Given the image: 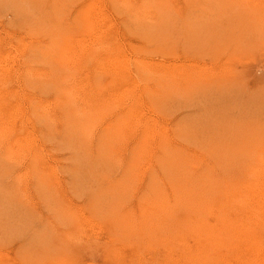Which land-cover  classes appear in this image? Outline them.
I'll return each instance as SVG.
<instances>
[{"label":"rangeland","instance_id":"obj_1","mask_svg":"<svg viewBox=\"0 0 264 264\" xmlns=\"http://www.w3.org/2000/svg\"><path fill=\"white\" fill-rule=\"evenodd\" d=\"M263 142L264 0H0V264H264Z\"/></svg>","mask_w":264,"mask_h":264},{"label":"bare ground","instance_id":"obj_2","mask_svg":"<svg viewBox=\"0 0 264 264\" xmlns=\"http://www.w3.org/2000/svg\"><path fill=\"white\" fill-rule=\"evenodd\" d=\"M171 10H172V9H171ZM60 61H61V60H60ZM62 62H63V61H62ZM99 65H100V64H99ZM149 74H150V73H149ZM53 76H54V75H53ZM158 76H159V75H158ZM36 77H37V76H36ZM174 77H175V76H174ZM165 80H167V79H165ZM219 80H220V79H219ZM167 81H168V80H167ZM180 82H181V81H180ZM193 82H195V80L192 81V83H193ZM172 83H174V82H172ZM198 83H199V82H198ZM180 84H181V83H180ZM181 85H182V84H181ZM177 86H178V85H177ZM190 86H191V85H190ZM160 87H161V86H160ZM178 87H179V86H178ZM181 87H182V86H181ZM183 88H184V86H183ZM206 89H207V88H206ZM180 90H181V88H180ZM183 90H184V89H183ZM207 90H208V89H207ZM177 91H178V90H177ZM184 91H185V90H184ZM184 91H183V92H184ZM192 92H193V91H192ZM179 93H180V92H179ZM190 93H191V92H190ZM183 94H184V93H183ZM71 99H72V98H71ZM72 100H73V99H72ZM90 115H91V114H90ZM128 117H129V114H128ZM78 119H79V118H78ZM54 127H55V126H54ZM127 127H128V126H127ZM122 130H123V129H122ZM122 134H123V133H122ZM259 144H260V143H259ZM207 145H208V144H207ZM246 145H247V144H246ZM262 145H263V146H262ZM262 145H261V146H262V148H263V147H264V142H263ZM8 146H9V145H8ZM258 148L260 149V147H258ZM262 148H261V149H262ZM9 149H10V148H9ZM251 149H252V148H251ZM261 149H260V151L264 152V148H263V150H261ZM245 150H246V148H245ZM257 150H258V149H257ZM10 151H11V150H10ZM251 151H252V150H251ZM258 151H259V150H258ZM249 152H250V150H249ZM249 152H248V153H249ZM256 152H257V151H256ZM262 152H260V153H262ZM233 153H235V152H233ZM248 153H247V154H248ZM260 153H255V154H254V155H255V161L258 162V163H256V165H259V167H260V164L263 163V162H262V158H263V157L260 158ZM144 154H145V153H144ZM235 154H236V153H235ZM235 154H234V155H235ZM237 154H238V153H237ZM247 154H246V155H247ZM262 154H263V153H262ZM262 154H261V155H262ZM240 155H241V154H240ZM244 155H245V154H244ZM248 155H249V154H248ZM251 155H252V154H251ZM254 155H252V157H253ZM7 156H8V155H7ZM230 156H231V155H230ZM235 156L237 157V155H235ZM235 156H234V157H235ZM250 159H251V158H250ZM260 160H261V162H260ZM251 161H252V159H251ZM253 161H254V159H253ZM253 161H252V162H253ZM263 161H264V159H263ZM247 162H248V161H247ZM196 163H197V162H196ZM223 164H224V163H223ZM248 164H249V163H248ZM245 165H246V164H245ZM251 165L253 166L254 164H251ZM256 165H255V167H256ZM263 165H264V164H263ZM263 165H262V166H263ZM224 166H225V165H224ZM224 166H222V167H224ZM226 166H227V165H226ZM246 167H247V166H246ZM246 167H245V168H246ZM248 167H249V169H247V168H246V169H247V170H250L251 167H250V166H248ZM210 168H211V167H210ZM231 168H232V167H231ZM240 168H241V167H240ZM242 168H243V167H242ZM225 169H226V168H225ZM225 169H224V170H225ZM227 169H228V168H227ZM251 169H252V168H251ZM253 169H254V168H253ZM253 169H252V170H253ZM255 169H256V168H255ZM257 169H258V168H257ZM216 170H217V169H216ZM260 170H261V169H260ZM230 171H231V170H230ZM250 171H251V170H250ZM257 171H258V170H257ZM209 172H210V171H209ZM241 172H242V171H241ZM251 172H252V171H251ZM259 172H260V171H259ZM259 172H256V173H259ZM231 173H232V172H231ZM239 173H240V172H239ZM248 173H249V172H248ZM205 174H206V173H205ZM235 174H236V173H235ZM216 175H217V174H216ZM227 175H228V174H227ZM250 175H251V174H250ZM252 175H255V174H252ZM189 176H190V175H189ZM204 176H205V175H204ZM232 176H233V175H232ZM238 176H239V174H238ZM242 176H243V175H242V173H241V175H240L239 177H240V178H243L244 176H243V177H242ZM258 176H259V175H258ZM184 177H185V176H184ZM227 177H228V176H227ZM234 177H235V179H236L237 176L235 175ZM248 177H250V176H248ZM209 178H210V177H209ZM260 178H261V177H260ZM195 179H196V178H195ZM212 179H213V178H212ZM243 179H244V178H243ZM261 179H262V178H261ZM261 179H260V180H261ZM216 180H217V179H216ZM221 180H222V179H221ZM246 180H247V179H246ZM252 180H253V179H252ZM260 180H258V182H259ZM208 181H209V183H210L211 179H210V180L208 179ZM214 181H215V180H214ZM219 181H220V180H219ZM235 181H236V180H235ZM235 181L231 180V183L229 182V186H225V187L228 188V189H229V187H230V189H231V187L234 186L233 184H234ZM250 181H251V180H250ZM256 181H257V179H255V183H257ZM187 182H188V181H187ZM190 182H191V181H190ZM198 182H199V181H198ZM211 182H212V181H211ZM217 182H218V180H217ZM260 182H261V181H260ZM263 182H264V181H263ZM204 183H205V182H204ZM251 183H254V181L251 182ZM194 184H195V183H194ZM214 184H216V183H214ZM221 184H224V183L221 182ZM238 184H239V183H238ZM243 184H244V183H243ZM243 184H242V186H244ZM248 184H249V181H248L247 184L245 183V187H246V188H248V186H249ZM257 184H258V183H257ZM262 184H263V183H262ZM262 184H260V185H262ZM183 185H184V184H183ZM212 185H213V184H212ZM212 185L209 186V187H212ZM219 185H220V182H219ZM255 185H256V184H255ZM220 186H221V185H220ZM262 186H263V185H262ZM262 186H259V187H262ZM186 187H187V185H186ZM190 187H191V186H190ZM222 187H224V186L222 185ZM222 187H221V188H222ZM225 187H224V188H225ZM251 187H253V186H251ZM213 188L215 189V187H213ZM221 188H220V189H221ZM232 188H233V187H232ZM234 188H236V187H234ZM237 188H238L239 190L241 189L239 185H238ZM243 188H244V187H243ZM246 188H245V189H246ZM254 188L256 189V187H253L252 189H254ZM177 189H178V188H177ZM179 189H180V187H179ZM182 189H183V188H182ZM187 189H188V187H187ZM217 189H218V188H217ZM230 189H229V191H230ZM238 189H237V190L234 189V190L238 192V191H239ZM245 189H243V190H245ZM262 189H263V188H262ZM262 189H260V190L262 191ZM188 190H190V188H189ZM194 190H195V189H194ZM194 190H193V191H194ZM210 190H211V189H210ZM210 190H208V191H210ZM222 190H223V189H222ZM243 190H241V192H242ZM249 190H250V187H249ZM258 190H259V188H258ZM182 191H185V190H182ZM212 191H213V189H212ZM217 191L221 192L220 190H217ZM217 191H216V190L214 191V194H216V195H214V196H218V195H217V193H218ZM227 191H228V190H227ZM235 191H234V192H235ZM261 191H259V193H260ZM215 192H216V193H215ZM246 192H247V190H246ZM257 192H258V191H257ZM257 192H256V193L254 192V193L257 194ZM179 193H181V192H179ZM179 193H178V194H179ZM183 193H184V192H183ZM222 193H223V192H222ZM222 193H221V194H222ZM224 193H225V192H224ZM231 193H232V191H231ZM254 193H252V194H254ZM259 193H258V194H259ZM207 194H208V193H207ZM209 194H210V193H209ZM209 194H208V195H209ZM218 194L220 195V193H218ZM225 194H226V193H225ZM225 194H224V195H225ZM228 194H230V193H228ZM228 194H227V195H228ZM233 194H235V193H233ZM237 194H238V193H237ZM240 194L242 195V193H240ZM249 194H250V193H249ZM252 194H251V196H252ZM261 194H262V193H261ZM181 195H182V194H181ZM203 195L207 197V195H206L205 193H204ZM224 195H223V196H224ZM190 196H191V195H190ZM214 196H210V195H209L208 197H211V198L213 197V198H214ZM231 196H235V195H231ZM231 196H228V197H229L228 200L231 199V198H230ZM247 196H248V195H247ZM253 196H254V195H253ZM253 196H252V197H253ZM208 197H207V198H208ZM228 197H227V198H228ZM244 197H245V196H244ZM252 197H251V198H252ZM211 198H208V199L210 200ZM232 198H233V197H232ZM253 198H257V196H256V197L254 196ZM177 199H178V198H177ZM205 199H206V198H205ZM205 199H204V201H205ZM242 199H243V196H242ZM242 199H240V200H238V201L241 202ZM247 199L249 200L250 198L248 197ZM235 200H236V199H235ZM245 200H246V198L244 199V201H245ZM248 200H247V202H246V201L244 202V201L242 200V203L244 202V203H247V205H248V203H249ZM254 200H256V199H253L252 201H254ZM257 200H259V201L261 202V200H260L259 198H257ZM212 201H213V200H212ZM212 201H211V203H212ZM236 201H237V200H236ZM262 201H264V200H262ZM145 202H146V201H145ZM149 202H150V201H149ZM187 202H189V201H187ZM187 202H186V205H188ZM221 202H222V201H221ZM255 202H256V201H255ZM151 203H152V202H151ZM151 203H150V205H151ZM204 203H205L204 207H206V204H208L209 202H208V203L204 202ZM211 203H209V205H210ZM225 203H227V202H225ZM235 203H236V202H235ZM252 203H253V202H252ZM146 204H148V201H147ZM153 204H154V202H153ZM184 204H185V202H184ZM200 204H201V202H200ZM213 204H214V201H213ZM213 204H212V205H213ZM221 204H222V203H221ZM228 204H229V203H228ZM233 204H234V203H233ZM237 204H239V202H237ZM254 204H255V203H254ZM257 204H258V203H257ZM257 204H256V205H257ZM260 204H261V203H260ZM202 205H203V204H202ZM242 205H243V204H242ZM242 205H241V206H242ZM169 206H170V205H169ZM192 206H193V205H192ZM200 206H201V205H200ZM224 206H225V204H224ZM243 206H246V205L244 204ZM253 206H255V205H253ZM263 206H264V205H263ZM145 207H146V206H145ZM150 207H153V206H150ZM184 207L187 209L186 206H184ZM202 207H203V206H202ZM202 207H201V210L204 209V208H202ZM208 207H209V206H208ZM212 207H213V206H212ZM248 207H250V205H248ZM257 207H258V206H257ZM171 208H172V207H171ZM244 208H245V207H244ZM261 208H262V206H261ZM224 209H226V208H224ZM224 209H222V210H224ZM251 209L253 210L254 207L251 208ZM263 209H264V207H263ZM164 210H165V209H164ZM164 210H163V211H164ZM198 210L200 211L199 213L202 214L200 208L197 209V212H198ZM242 210H243V207H242ZM246 210H248V209H246ZM252 210H251V211H252ZM257 210H258V211H257ZM257 210H256L257 213H256L254 210H253V211H254V213H256L257 216H258V214H259L258 212H260V211H259L260 208H257ZM155 211H156V210H155ZM167 211H168V210H167ZM253 211H252V212H253ZM262 211H263V210H262ZM262 211H261V212H262ZM165 212H166V211H165ZM165 212H164V213H165ZM180 212H181V210H180ZM197 212H196V213H197ZM244 212H245V209H244ZM244 212H243V213H244ZM246 212H247V211H246ZM246 212H245V213H246ZM205 213H206V212H205ZM262 213H264V212H262ZM166 214H168V213H166ZM166 214H165V215H166ZM197 214H198V213H197ZM200 214H199V215H200ZM208 214H209V213H208ZM226 214H227V213H226ZM226 214H225V216H227ZM239 214H240V213H239ZM256 214H254V215H256ZM74 215H75V214H74ZM165 215H164V216H165ZM245 215H246V214H245ZM148 216H150V214H149ZM161 216H162V214H161V215L159 214V217H160V218H161ZM207 216H208V215H207ZM222 216H223V215H222ZM228 216H229V214H228ZM157 217H158V215H157ZM237 217H238V216H237ZM155 218H156V217H155ZM160 218H159V219H160ZM200 218H201V217H199L198 219H200ZM209 218H210V217H209ZM217 218H218V217H217ZM219 218L221 219V215L219 216ZM219 218H218V219H219ZM254 218H255V216H254ZM156 219H157V218H156ZM223 219H226V218L223 217ZM248 219H249V218H248ZM259 219H261V218H259ZM149 220H150V219H149ZM164 220H165V219H164ZM240 220H242V218H241ZM155 221H157V220H155ZM170 221H171V220H170ZM190 221H191V220H190ZM224 221H225V220H224ZM161 222H162V221H161ZM165 222H166V221H165ZM222 222H223V220H222ZM228 222H229V221H228ZM228 222H227V223H228ZM241 222H242V221H241ZM157 223H158V225L160 224L158 221H157ZM172 223H173V222H172ZM202 223H203V222H202ZM233 223H235V222H233ZM131 224H132V223H131ZM150 224H151V223H150ZM187 224H188V223H187ZM194 224H195V223H194ZM204 224H205V223H204ZM223 224H226V223H223ZM242 224H243V223H242ZM256 224H257V223H256ZM164 225H165V224H164ZM174 225H175V222H174ZM188 225H190V224H188ZM205 225H206V224H205ZM227 225H228V224H227ZM175 226H177V225H175ZM225 226H226V225H223V228H224ZM131 227H134V226H131ZM155 227H156V225H155ZM158 227H159V226H158ZM186 227H187V225H186ZM191 227H193V226H191ZM191 227H190V228H191ZM194 227H196V226H194ZM203 227H204V226H203ZM213 227H214V226H213ZM229 227H230V226H229ZM241 227H242V226H241ZM160 228H161V227H160ZM162 228H163V226H162ZM226 228H227V227H226ZM242 228H243V227H242ZM261 228H262V227H261ZM174 229H175V228H174ZM228 229H229V228H228ZM148 230H149V229H148ZM156 230H157V229H156ZM190 230H191V229H190ZM197 230H198V229H197ZM225 230H226V229H225ZM246 230H251V229H246ZM162 231H164V230H161V232H162ZM198 231H200V229H199ZM222 231H224V229H223ZM222 231H221V232H222ZM238 231H239V230H238ZM164 232H165V231H164ZM208 232H209V230H208ZM224 232H226V231H224ZM224 232H222L223 235H224ZM229 232H231V231H229ZM232 232H234V230H233ZM247 232H248V231H247ZM159 233H160V232H159ZM215 233H216V232H215ZM222 233H221V234H222ZM227 233H228V232H227ZM235 233H236V232H235ZM237 233H238V232H237ZM249 233H252V230L249 231ZM160 234H161V233H160ZM201 235L203 236V234H201ZM208 235H209V234H208ZM214 235L216 236V234H214ZM232 235H233V233H232ZM232 235H231V236H232ZM235 235H236V234H235ZM211 236H212V235H211ZM135 237H136V236H135ZM135 237H133V238H135ZM156 237H157V236H156ZM216 237H217V236H216ZM218 237H219V236H218ZM231 238H232V237H231ZM232 241H233V240H232ZM209 242H210V241H209ZM216 245H217V244H216ZM207 246H209V244L206 245V248H207ZM211 246H212V245H211ZM187 249H188V248H187ZM113 251H114V250H113ZM113 251H112V252H113ZM198 251L200 252V249H199ZM200 253H202V252H200ZM113 254H114V253H113ZM119 257H120V256H119ZM115 258H116V257H115V255H114V259H115ZM200 258H201V257H200ZM60 260H61V259H60ZM199 260H200V259H199Z\"/></svg>","mask_w":264,"mask_h":264}]
</instances>
